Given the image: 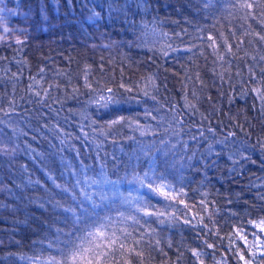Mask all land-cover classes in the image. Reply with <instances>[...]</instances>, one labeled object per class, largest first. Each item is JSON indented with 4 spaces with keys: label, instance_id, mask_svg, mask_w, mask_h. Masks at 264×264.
<instances>
[{
    "label": "trees",
    "instance_id": "obj_1",
    "mask_svg": "<svg viewBox=\"0 0 264 264\" xmlns=\"http://www.w3.org/2000/svg\"><path fill=\"white\" fill-rule=\"evenodd\" d=\"M3 1L52 25L0 42V264H264V0Z\"/></svg>",
    "mask_w": 264,
    "mask_h": 264
},
{
    "label": "snow or ice",
    "instance_id": "obj_2",
    "mask_svg": "<svg viewBox=\"0 0 264 264\" xmlns=\"http://www.w3.org/2000/svg\"><path fill=\"white\" fill-rule=\"evenodd\" d=\"M254 6H255L254 3L251 2L241 5L242 8H246V9H253ZM250 14L251 13H249V15ZM260 23L264 24V18L260 20ZM254 35L258 37L260 41H264V34H262L261 32H255ZM208 39L212 41V47L215 48L216 47L215 39L211 35L208 37ZM225 44L227 46L228 52L231 53L232 55H235V53L231 52L232 45L228 44L227 41H225ZM219 59L223 60L224 56L223 55L219 56ZM260 59L264 60V56H261ZM121 87H123V85H121ZM127 90L130 91V89ZM108 91L111 92L112 89H108ZM254 91L259 95L260 99L264 101V91H262L260 88H256L254 89ZM145 94L147 95V93ZM37 95H39V93H37ZM113 123H116V121H113ZM148 187L151 189L152 185L149 184ZM154 191L157 194L162 195L167 199H175V196H173L171 193L167 191H164L163 187H158L154 189ZM180 202L184 203L183 201ZM145 215L148 216L163 215V213L157 214V213L145 211ZM185 222L188 223L189 221H185ZM257 227H259L260 230L264 232V221H261L260 224L257 225ZM104 228H105L104 225H100L95 229L94 232L88 233V236L91 238L89 242L91 244H94V248H84L83 246H81L80 250L74 252L73 255L71 256V260L73 264H110L109 251L117 243V238L115 237V233H113L112 236L109 237L106 231L104 230ZM241 239H245L246 241V237L241 236ZM97 241H99V243H96ZM119 247L123 249L125 245L123 243H120ZM208 247L211 248L213 247V245L209 244ZM193 255L198 257L199 253L193 250ZM240 259L244 260V264H250V261L245 260L242 254L240 255ZM200 264H203V262L200 261Z\"/></svg>",
    "mask_w": 264,
    "mask_h": 264
},
{
    "label": "rangeland",
    "instance_id": "obj_3",
    "mask_svg": "<svg viewBox=\"0 0 264 264\" xmlns=\"http://www.w3.org/2000/svg\"><path fill=\"white\" fill-rule=\"evenodd\" d=\"M56 6H54V12ZM52 9V8H51ZM40 19L36 20L34 9L31 5L22 7L20 4L16 6H8L3 0H0V42L14 43L25 40L34 35L45 34L52 25L47 13H43L40 9ZM58 16V14H55ZM0 147L4 150L13 148L11 139L0 130Z\"/></svg>",
    "mask_w": 264,
    "mask_h": 264
}]
</instances>
